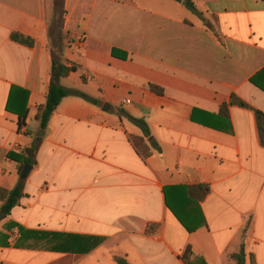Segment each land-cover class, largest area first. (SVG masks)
Listing matches in <instances>:
<instances>
[{"label": "crops", "instance_id": "obj_1", "mask_svg": "<svg viewBox=\"0 0 264 264\" xmlns=\"http://www.w3.org/2000/svg\"><path fill=\"white\" fill-rule=\"evenodd\" d=\"M62 12V59L77 71L61 85L97 104L61 102L20 205L3 216L21 182L8 155L42 131L50 31ZM13 89L29 93L22 131L7 111ZM232 96L248 107L223 114ZM254 110L264 113V0H63L59 9L56 0H0V264H236L243 245L245 264H264V147ZM130 118L144 119L158 144L146 160L130 141L143 135ZM200 185L210 188L199 203L205 224L189 233L165 190L200 220L194 201L181 198ZM12 224L32 233L9 231Z\"/></svg>", "mask_w": 264, "mask_h": 264}, {"label": "trees", "instance_id": "obj_2", "mask_svg": "<svg viewBox=\"0 0 264 264\" xmlns=\"http://www.w3.org/2000/svg\"><path fill=\"white\" fill-rule=\"evenodd\" d=\"M177 2H181V0H175ZM63 4V0H56V6L59 9V6ZM187 7L195 14H198L194 4L188 1ZM64 12L61 13L60 18L56 20L54 25V30L50 31L51 36V47H52V64H51V73H50V81H49V91L46 96V103L44 106L39 108L38 113L36 115V119L40 122V128L43 131H46L51 118L54 113L57 111L61 102L67 97H78L84 99L87 102L97 104V101L88 97L78 90L68 89L61 85V79L69 77L72 73L77 71L75 65L69 66L62 59V49L63 43L68 39V35L64 34L63 26H64ZM11 39L23 46L32 48L34 46V40L30 37L22 35L20 33H13L11 35ZM112 54L116 58L126 59V54H121L120 51L113 49ZM150 89L156 92L159 95L163 94V90L158 87L151 86ZM20 95H19V94ZM28 99L29 93L25 91H21L18 89H13L9 101L7 104V111L15 114L18 117V128L19 131H22L27 126V120L29 116L28 110ZM229 105H239L240 107L247 108L248 106L242 102L236 100L233 96L230 99L228 104H224L221 108L223 114L228 113ZM258 135L260 139L261 145L264 147V113L259 110H254ZM131 122L134 123L141 131L142 137H132L130 136V141L137 151L138 155L146 160L148 157L152 155L154 150H159L158 144L151 139L150 130L148 125L144 119H135L130 118ZM41 141L34 139V141L26 147L23 152L15 153L11 152L8 155V158L13 162L20 164L21 172L25 165H31L32 167L37 166L36 156L38 150L40 148ZM24 188L25 181H22L18 184V186L11 191L8 196L6 203L2 208V212L5 215H10L11 211L20 205L21 199L24 197ZM210 193V188L205 185H200L196 187L186 188L184 192L181 193L182 196L188 199H191L196 204V210L198 212V216H200V220L191 215L188 210H186V202H182L180 198H176V201L173 202L169 196V189L165 190L166 202L170 211L174 214L177 220L181 223V225L189 232L194 233L199 227L205 224L204 218L201 214L199 203L204 201V199ZM180 199V200H179ZM186 207V208H185ZM12 228L18 229L21 235L25 233H32L26 231L24 228L12 224V227L8 229L9 231ZM8 244H6L7 246ZM187 256V255H186ZM190 257V254L188 255ZM187 257V262L189 259ZM236 260V264H245V245L242 246V250L240 254L234 256ZM115 261L117 264H130L125 258L115 257ZM204 263V261H202Z\"/></svg>", "mask_w": 264, "mask_h": 264}, {"label": "water", "instance_id": "obj_3", "mask_svg": "<svg viewBox=\"0 0 264 264\" xmlns=\"http://www.w3.org/2000/svg\"><path fill=\"white\" fill-rule=\"evenodd\" d=\"M186 4V2L184 3ZM45 132L42 130L38 133V136H37V140L38 141H41L43 136H44ZM33 170V167L31 165H25L23 170H22V173L20 175V179L22 181H25L27 180V178L29 177L30 173L32 172ZM2 215L4 216V213H2Z\"/></svg>", "mask_w": 264, "mask_h": 264}, {"label": "rangeland", "instance_id": "obj_4", "mask_svg": "<svg viewBox=\"0 0 264 264\" xmlns=\"http://www.w3.org/2000/svg\"><path fill=\"white\" fill-rule=\"evenodd\" d=\"M68 40V39H67ZM64 45H66V44H64Z\"/></svg>", "mask_w": 264, "mask_h": 264}]
</instances>
